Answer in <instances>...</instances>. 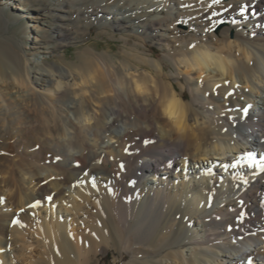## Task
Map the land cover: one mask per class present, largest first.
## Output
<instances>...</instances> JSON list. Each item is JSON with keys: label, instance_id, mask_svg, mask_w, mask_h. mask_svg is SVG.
<instances>
[{"label": "bare ground", "instance_id": "bare-ground-1", "mask_svg": "<svg viewBox=\"0 0 264 264\" xmlns=\"http://www.w3.org/2000/svg\"><path fill=\"white\" fill-rule=\"evenodd\" d=\"M208 3L0 0L3 264H93L105 250L120 264H247L249 256L264 264V173L231 166L247 152L257 162L264 155V0H228L219 35L203 31L219 8ZM176 19L194 30L173 27ZM20 21L21 35L9 32ZM93 25L127 33V45L133 37L157 45L170 74L138 46L119 63L93 49L77 67L41 61L85 41ZM173 97L176 119L165 113ZM247 105L244 117L237 109ZM78 178L84 184L72 187ZM50 194L52 203L43 199ZM38 199L41 207H27Z\"/></svg>", "mask_w": 264, "mask_h": 264}, {"label": "rangeland", "instance_id": "rangeland-1", "mask_svg": "<svg viewBox=\"0 0 264 264\" xmlns=\"http://www.w3.org/2000/svg\"><path fill=\"white\" fill-rule=\"evenodd\" d=\"M23 28L25 29V21H20L19 23H15L14 25L10 26L9 32L19 36L21 35V30H23ZM231 34L233 36L232 30L230 31L229 35ZM29 35L31 36L32 34H28L26 32V36ZM127 36V33H121L113 28L101 29L99 26L93 25L91 33L86 37L85 41L68 44L58 51V53L53 55H42L41 61L48 62L49 64H66L68 66L73 64L75 67H77V59L81 52H83L85 49H93L94 52L98 54L106 53L110 58L119 63L123 58V50L129 51L131 47L138 46L142 52L144 51L145 55L161 60L165 65L166 73L168 75L170 74V61L166 59L164 53L157 45L151 44L145 40L139 41V39L136 37L129 39V44L127 45L124 38ZM186 98H189L187 91L185 92V99ZM17 207L19 206L16 205L14 209ZM31 250L32 248L28 249V251ZM116 257L117 254L114 251L105 250L104 253L100 255L99 262L95 260L93 264H120V261L117 260Z\"/></svg>", "mask_w": 264, "mask_h": 264}, {"label": "snow or ice", "instance_id": "snow-or-ice-1", "mask_svg": "<svg viewBox=\"0 0 264 264\" xmlns=\"http://www.w3.org/2000/svg\"><path fill=\"white\" fill-rule=\"evenodd\" d=\"M201 3H203V0H200ZM226 5V6H225ZM216 6H219V8H217L216 10H213L211 12L210 15H207L205 17V19L208 21V23L203 27V31L205 34L207 33H212L214 35H219V31L222 30V27L226 24V23H229L225 17V14L226 13H230L231 10H233V5L231 3H228V0H210V3H208L207 5V8L208 9H213L215 8ZM182 7H185V8H190L191 5H182ZM222 9V11L220 10ZM248 6L247 5H240L239 8H238V11H237V15L239 17H242L244 18L245 20L248 18L245 13L248 12ZM195 19V18H193ZM232 25H235L236 24V21L235 20H232L230 22ZM181 26H183V30L187 31V30H194L191 28V25L188 24V21L186 20H182V19H176L175 20V24H173V27H176V28H180ZM195 45H190V48H194ZM228 84L227 81H225V86ZM221 87V85L217 84L215 86V89H219ZM236 88H239V85H235ZM214 89V91H215ZM234 95V91L232 90H229L225 93L224 95V99L227 100L229 97L233 96ZM169 107V110L171 111L172 110V104L169 103L168 105ZM252 106L251 105H247L245 107H243V109H237L238 111H242L243 113V116L246 117L249 113V110ZM231 119V118H230ZM234 127V125H233ZM225 132L228 131L227 128L224 129ZM261 143H264V141H261ZM125 154H128V149L125 148ZM61 159L60 156H57L55 158V162H58L59 160ZM101 161H97V163H100ZM247 163V166L250 168V169H258L259 172L261 173H264V155H261L260 156V162H257L256 159H255V154L253 152H247L246 154L238 157L234 163H232V167L233 168H236V167H243L244 164ZM76 167H80L79 164H76L75 165ZM225 169L228 167L227 165H224ZM119 171L120 173L124 172L125 171V165L123 163H121L119 165ZM83 175L85 177L89 176V175H92L93 176V179L89 180L88 182L91 183L92 187L93 188H96V181H95V174H90L89 172L87 171H84ZM253 175H255V172H253ZM117 178H119V173H117ZM240 180H241V183L243 184H247L248 181L246 179H244V176H240ZM84 184V180L81 179V178H78L77 181L75 183H73L72 187H79L81 185ZM108 192L109 194L111 195L112 193V189L109 188L108 189ZM44 201H47L48 203H52L53 200H54V194H50V195H47L45 196L44 198ZM0 203H3L2 200H0ZM242 203V202H241ZM42 206V201L41 200H36L35 202L29 204L27 207L29 209H37L39 207ZM262 206H264V202H262ZM53 207H55V205H53ZM25 211V209L21 208L20 209V212L23 213ZM247 215L244 211H240L239 212V215L236 217V223L240 226H243V224L245 223V220L247 219ZM19 225L20 227H24V225L18 220V219H13L12 220V226H17ZM229 231H233V226L232 225H229ZM262 231H264V229H262ZM250 235H256L255 232H250L248 233ZM2 251V250H0ZM0 264H3L2 261H0ZM247 264H254V260L251 256H249L247 258Z\"/></svg>", "mask_w": 264, "mask_h": 264}, {"label": "clouds", "instance_id": "clouds-1", "mask_svg": "<svg viewBox=\"0 0 264 264\" xmlns=\"http://www.w3.org/2000/svg\"><path fill=\"white\" fill-rule=\"evenodd\" d=\"M169 103L172 104V110H169ZM178 108H179V101L173 97L172 99H170L167 102L166 108H165V113L167 116H169L170 118L176 119L177 118V112H178Z\"/></svg>", "mask_w": 264, "mask_h": 264}]
</instances>
